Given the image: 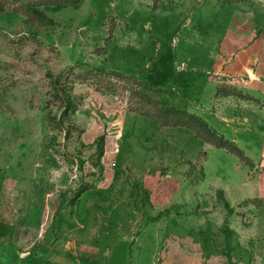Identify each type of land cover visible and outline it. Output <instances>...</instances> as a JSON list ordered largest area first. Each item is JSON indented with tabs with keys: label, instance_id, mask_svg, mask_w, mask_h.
<instances>
[{
	"label": "rangeland",
	"instance_id": "obj_1",
	"mask_svg": "<svg viewBox=\"0 0 264 264\" xmlns=\"http://www.w3.org/2000/svg\"><path fill=\"white\" fill-rule=\"evenodd\" d=\"M263 121L264 0H0V264H264Z\"/></svg>",
	"mask_w": 264,
	"mask_h": 264
},
{
	"label": "crops",
	"instance_id": "obj_2",
	"mask_svg": "<svg viewBox=\"0 0 264 264\" xmlns=\"http://www.w3.org/2000/svg\"><path fill=\"white\" fill-rule=\"evenodd\" d=\"M253 134L255 136V147L251 152L245 150V153L252 158L255 164H264V121L262 124L255 126ZM157 243L162 244L163 242L160 240ZM127 245V240L111 242L108 255L105 258L106 264H227L224 258L213 255L205 257L176 255V252L182 249L181 243L178 241L168 243L167 249L172 252V255L167 256H150L147 246L142 247L139 255H129L130 251ZM145 250L147 251V256L143 255ZM133 251L136 252L135 245L133 246ZM14 264L21 263L16 262Z\"/></svg>",
	"mask_w": 264,
	"mask_h": 264
},
{
	"label": "trees",
	"instance_id": "obj_3",
	"mask_svg": "<svg viewBox=\"0 0 264 264\" xmlns=\"http://www.w3.org/2000/svg\"><path fill=\"white\" fill-rule=\"evenodd\" d=\"M213 131L211 130V132L210 133H212ZM222 144L223 145H220L221 147H230L231 149H232V151L234 152V154L238 157V158H241V157H244L245 158V156L243 155V154H241V151H240V149L239 148H237L234 144H232L230 141H228V140H225V139H223L222 140ZM219 146V145H218Z\"/></svg>",
	"mask_w": 264,
	"mask_h": 264
},
{
	"label": "bare ground",
	"instance_id": "obj_4",
	"mask_svg": "<svg viewBox=\"0 0 264 264\" xmlns=\"http://www.w3.org/2000/svg\"><path fill=\"white\" fill-rule=\"evenodd\" d=\"M250 76L252 77L253 75H252V74H250Z\"/></svg>",
	"mask_w": 264,
	"mask_h": 264
},
{
	"label": "water",
	"instance_id": "obj_5",
	"mask_svg": "<svg viewBox=\"0 0 264 264\" xmlns=\"http://www.w3.org/2000/svg\"><path fill=\"white\" fill-rule=\"evenodd\" d=\"M249 74V73H248ZM250 75V74H249Z\"/></svg>",
	"mask_w": 264,
	"mask_h": 264
}]
</instances>
